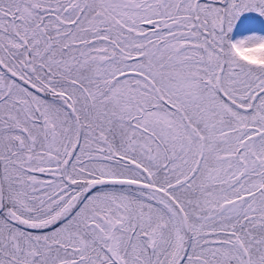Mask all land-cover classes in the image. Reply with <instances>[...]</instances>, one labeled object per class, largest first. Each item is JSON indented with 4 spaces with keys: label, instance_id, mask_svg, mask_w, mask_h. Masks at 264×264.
Instances as JSON below:
<instances>
[{
    "label": "snow or ice",
    "instance_id": "obj_1",
    "mask_svg": "<svg viewBox=\"0 0 264 264\" xmlns=\"http://www.w3.org/2000/svg\"><path fill=\"white\" fill-rule=\"evenodd\" d=\"M246 13L264 0H0V264H264Z\"/></svg>",
    "mask_w": 264,
    "mask_h": 264
},
{
    "label": "rangeland",
    "instance_id": "obj_2",
    "mask_svg": "<svg viewBox=\"0 0 264 264\" xmlns=\"http://www.w3.org/2000/svg\"><path fill=\"white\" fill-rule=\"evenodd\" d=\"M252 34L264 36V22L253 18H243L235 27L232 38L235 40Z\"/></svg>",
    "mask_w": 264,
    "mask_h": 264
},
{
    "label": "trees",
    "instance_id": "obj_3",
    "mask_svg": "<svg viewBox=\"0 0 264 264\" xmlns=\"http://www.w3.org/2000/svg\"><path fill=\"white\" fill-rule=\"evenodd\" d=\"M243 18H253L256 21H263L264 22V17H260L255 13H246L244 16L241 17V19H243Z\"/></svg>",
    "mask_w": 264,
    "mask_h": 264
},
{
    "label": "clouds",
    "instance_id": "obj_4",
    "mask_svg": "<svg viewBox=\"0 0 264 264\" xmlns=\"http://www.w3.org/2000/svg\"><path fill=\"white\" fill-rule=\"evenodd\" d=\"M259 54V50H258V53H257V55Z\"/></svg>",
    "mask_w": 264,
    "mask_h": 264
}]
</instances>
